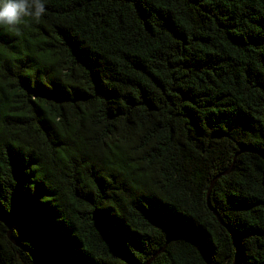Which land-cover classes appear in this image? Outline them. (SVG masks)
Segmentation results:
<instances>
[{
    "label": "trees",
    "instance_id": "obj_1",
    "mask_svg": "<svg viewBox=\"0 0 264 264\" xmlns=\"http://www.w3.org/2000/svg\"><path fill=\"white\" fill-rule=\"evenodd\" d=\"M43 2L0 26V264H264V0Z\"/></svg>",
    "mask_w": 264,
    "mask_h": 264
},
{
    "label": "clouds",
    "instance_id": "obj_2",
    "mask_svg": "<svg viewBox=\"0 0 264 264\" xmlns=\"http://www.w3.org/2000/svg\"><path fill=\"white\" fill-rule=\"evenodd\" d=\"M45 13L43 0H0V26L17 32L29 19L38 23Z\"/></svg>",
    "mask_w": 264,
    "mask_h": 264
},
{
    "label": "water",
    "instance_id": "obj_3",
    "mask_svg": "<svg viewBox=\"0 0 264 264\" xmlns=\"http://www.w3.org/2000/svg\"><path fill=\"white\" fill-rule=\"evenodd\" d=\"M230 169H231V168L228 169L227 173L230 171ZM216 178H217V177H216ZM216 178H215L213 181H215ZM8 237H9V239H10L14 244H16L17 246H19V243H17L16 241H14V240L12 239V237H11V231H10V230H9V232H8ZM35 264H38L37 261H36V259H35Z\"/></svg>",
    "mask_w": 264,
    "mask_h": 264
}]
</instances>
